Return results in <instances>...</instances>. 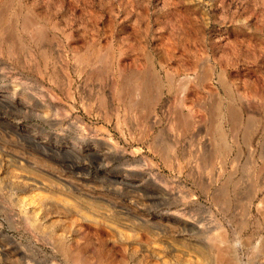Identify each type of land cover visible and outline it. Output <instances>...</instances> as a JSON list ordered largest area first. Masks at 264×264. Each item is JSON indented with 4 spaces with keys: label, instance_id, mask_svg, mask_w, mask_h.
<instances>
[{
    "label": "rangeland",
    "instance_id": "1",
    "mask_svg": "<svg viewBox=\"0 0 264 264\" xmlns=\"http://www.w3.org/2000/svg\"><path fill=\"white\" fill-rule=\"evenodd\" d=\"M8 13L0 264H264V0H0Z\"/></svg>",
    "mask_w": 264,
    "mask_h": 264
},
{
    "label": "bare ground",
    "instance_id": "2",
    "mask_svg": "<svg viewBox=\"0 0 264 264\" xmlns=\"http://www.w3.org/2000/svg\"><path fill=\"white\" fill-rule=\"evenodd\" d=\"M14 12V11H13ZM18 13V12H17ZM16 14V13H15ZM14 15V14H13ZM17 16H18V14H17ZM13 19V16H12V13H8L7 15H6V20L5 21H7V23L6 24H4V25H7L8 24V26H3L2 24H0V36H2V34L5 32V31H10L12 28H11V24H12V20ZM35 19V18H34ZM26 20H28V19H25V20H23L24 21V23H26ZM28 25V24H27ZM30 25V24H29ZM26 27V26H25ZM17 29V28H16ZM39 29V28H38ZM38 29H36L35 30V35L37 36V38H38V40H39V38H40V31L38 30ZM13 30V29H12ZM11 30V31H12ZM7 33V32H6ZM5 33V34H6ZM11 33V32H10ZM9 34V33H8ZM32 34V33H31ZM39 35V36H38ZM6 36V35H5ZM3 37V36H2ZM34 37V36H33ZM32 37V38H33ZM16 38V37H15ZM8 39V38H7ZM13 39V38H12ZM31 39V38H30ZM4 40H6V39H4ZM9 40H10V38H9ZM7 42H8V40H6ZM6 42V43H7ZM16 42H17V40H16ZM20 42V41H19ZM11 43V42H10ZM13 48H15V47H13ZM101 50V49H100ZM102 52V51H101ZM105 53V52H104ZM99 56H100V54H98ZM107 55H109V54H107ZM104 56V55H103ZM77 57V56H76ZM83 60V59H82ZM101 64V63H100ZM119 71V70H118ZM136 72V71H135ZM147 72V71H146ZM119 74V73H118ZM126 74V73H125ZM133 74V73H132ZM138 74V73H137ZM141 74L142 73H140V76H141ZM147 75V74H146ZM135 76V75H134ZM139 76V75H138ZM123 77V76H122ZM125 77V76H124ZM130 77V76H129ZM119 78V77H118ZM150 78V77H149ZM152 78V77H151ZM121 79V78H120ZM135 79H137V80H139V81H137L138 83H136V84H138L139 85V87H138V89L139 90H141V92H142V90L143 91H145L146 90V88H147V85H148V82L149 81H151V79H149V81L147 80V79H144V78H142V77H135ZM129 80L130 79H127V78H124L123 79V81L122 82H124V83H129ZM221 80V79H220ZM120 81V80H119ZM154 81V80H153ZM135 82V81H134ZM157 82V81H156ZM133 84V83H132ZM159 84V83H158ZM171 84V83H170ZM135 85V84H134ZM138 85H136V86H138ZM154 86V85H153ZM122 87H124V86H122ZM126 87V86H125ZM148 87H150V86H148ZM120 88V87H119ZM127 88H129V86L127 87ZM148 89V88H147ZM138 90V91H139ZM153 90V89H152ZM122 92V91H121ZM120 93V92H119ZM132 93V92H131ZM135 93V92H134ZM137 93V92H136ZM139 93V92H138ZM137 93V94H138ZM145 93H147L146 91H145ZM118 94V93H117ZM140 94V93H139ZM142 94V93H141ZM149 94H150V91H149ZM259 93H257V95H258ZM135 95V94H134ZM143 95V94H142ZM147 95V94H146ZM151 95V94H150ZM125 96V95H124ZM132 96V95H131ZM116 97H118V96H116ZM148 97V96H147ZM153 97V96H152ZM258 97L260 98V97H262V94L259 96L258 95ZM119 98V97H118ZM124 98V97H123ZM144 98V97H143ZM151 98V97H150ZM120 99V98H119ZM131 99V98H130ZM145 99H146V97H145ZM263 99V98H262ZM124 100V99H123ZM129 100V99H128ZM122 101V100H121ZM142 101V100H141ZM141 101H139L140 103H141ZM128 102V101H127ZM130 102V101H129ZM128 102V103H129ZM131 102H132V100H131ZM126 106H127V104H126ZM227 107V106H226ZM213 110L215 111V108H216V105H213ZM212 111V110H211ZM213 112V111H212ZM228 112H229V115H230V118L232 119V120H234L235 118H236V114L232 111V109L230 108V107H228ZM183 114V113H182ZM183 116V115H182ZM229 117V116H228ZM177 118H179V117H177ZM180 121H181V116H180ZM183 121V120H182ZM233 122V121H232ZM183 123V122H182ZM212 126V125H211ZM249 126V125H248ZM214 127H218V125L216 126V125H214ZM247 128H249V127H247ZM212 132V131H211ZM214 135L217 137L216 139H217V141H219L218 142V144L221 142V140H222V138H223V133L221 132V130L219 129V128H214ZM248 135V134H247ZM245 138V137H244ZM247 138V137H246ZM248 139V138H247ZM215 143H217L216 141H214ZM225 142V141H224ZM245 142V141H244ZM223 145V144H222ZM217 148V147H216ZM225 148V147H224ZM220 150V149H219ZM224 150H226V149H224ZM216 151V150H215ZM214 151V152H215ZM217 152V151H216ZM162 154V153H161ZM251 155V154H250ZM249 192V191H248ZM216 199H218V198H216ZM248 203H249V201H248ZM247 204V203H246ZM227 243V242H226ZM62 244V243H61ZM229 245V244H228ZM64 247V246H63ZM65 248V247H64ZM63 249V248H62ZM229 249V248H228ZM67 249H64L63 251H64V254L66 255V256H68V257H71L70 259L72 260L73 259V261L74 262H76L77 261V257L78 256H76L74 253H70V251L68 252V250L66 251ZM202 252V251H201ZM221 252V251H220ZM74 254V255H73ZM197 260V259H196ZM228 260V259H227ZM231 260V259H230ZM84 260H82V262H81V264H83L84 262H83ZM208 261V260H207ZM92 262V261H91ZM187 262V261H186ZM190 262V263H189ZM234 261H232V263H233ZM87 263H89V262H87ZM207 264L208 263H210V262H206ZM222 263V262H221ZM229 263V262H228ZM235 263V262H234ZM76 264H77V262H76ZM78 264H80L79 263V260H78ZM86 264V263H85ZM186 264H205V261H204V259L203 260H197V261H188ZM211 264V263H210ZM214 264V263H213Z\"/></svg>",
    "mask_w": 264,
    "mask_h": 264
}]
</instances>
